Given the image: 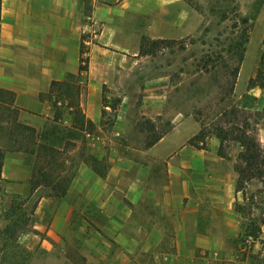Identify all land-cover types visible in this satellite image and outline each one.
Returning <instances> with one entry per match:
<instances>
[{"label":"crops","instance_id":"0c3cea01","mask_svg":"<svg viewBox=\"0 0 264 264\" xmlns=\"http://www.w3.org/2000/svg\"><path fill=\"white\" fill-rule=\"evenodd\" d=\"M200 16L185 0H1L0 181L6 196L48 191L36 196L32 229L20 237L31 264H164L165 256L175 264H258L256 253L239 259L223 242L238 237L240 196L237 173L221 167L219 139L207 136L205 148L189 143L201 122L169 100L168 63L162 71L161 61L142 53L154 40L194 35ZM72 84L76 110L60 126L55 98ZM134 87L142 102L122 104L107 125V89L134 97ZM262 94L259 86L238 93L237 106L260 110ZM17 125L35 129L32 147L46 145L62 160L56 175L67 178L65 193L50 194L53 185L42 182L31 194L44 150L19 148L17 141L31 140ZM83 125L105 139L97 150L64 133Z\"/></svg>","mask_w":264,"mask_h":264},{"label":"rangeland","instance_id":"374dc122","mask_svg":"<svg viewBox=\"0 0 264 264\" xmlns=\"http://www.w3.org/2000/svg\"><path fill=\"white\" fill-rule=\"evenodd\" d=\"M191 2L192 5L187 3L191 7L193 5L198 7L197 11L202 19L197 32L192 36L178 40L153 42L150 46H144L142 53L151 55L156 63L161 61L162 71H164L165 64L168 63L166 69L172 74L164 85L171 90L169 100L190 107L195 117L201 122V126L205 127L207 136H210L214 135V126L221 117L220 112L226 108L237 106L238 93H244L254 87L249 81L255 77L264 52V0H191ZM245 28H248L249 41L246 44L243 59L240 61L239 54H235V43ZM242 64L239 82L238 75ZM237 66L238 72L236 71ZM75 89L76 86L73 84L65 86L63 87L64 92L56 96L58 100L54 103L57 116L55 118L61 120L58 122L60 126L66 120V112L73 113L69 107L76 110L78 96ZM131 92L134 94L131 96L134 97L109 96L107 89L104 99L109 101L112 108L110 112L104 110V122L107 125L110 126L115 122L116 110L122 104L131 105L132 103L137 106L142 102L140 90L134 87ZM262 97L264 99V94ZM112 104H115L117 108L114 109ZM244 110L247 114H241L242 118H244L243 116L248 117L249 122L255 127L264 128V106L260 110ZM256 111H260V113L258 114ZM143 125L146 126L144 123ZM150 125L154 124H149L148 128ZM14 128L20 134L28 133L26 136L30 140H35V133L21 129L18 125ZM85 131L97 134V130H94L90 125H83L77 130L70 128L64 133L71 137L84 138V141H88V146L91 149L97 150V142L88 140ZM33 134L34 138L31 136ZM1 136L3 135L1 134ZM262 138L264 139V132H262ZM3 139L5 140L4 137ZM150 141L153 140H149V144ZM26 142H23V145L31 148L30 143L33 142L27 140ZM148 143L146 146L152 145H147ZM198 145L203 147L202 142H199ZM205 146L204 142V148ZM71 148L72 145L68 144L64 153H67ZM224 149L228 158L223 160L221 167L235 171L240 146L232 139L226 142ZM77 153L80 156L84 154L83 156L87 160L97 164V158L85 154L82 148ZM60 156L63 158L64 154ZM62 163V160L59 159L56 164L57 171L63 167ZM237 178L238 173L236 181ZM47 192H39L30 199L19 195L6 196L0 181V264H31L32 254L21 244L20 237L32 229L35 219L33 211L36 196ZM239 196V200L235 204V209L238 207L236 211L239 215L238 237L235 240L223 242L227 247L238 250L237 253L241 255L239 259L256 253L251 259L258 264H264V185L259 179L247 181L244 192H239ZM219 227L221 226L219 225ZM250 235H253V240L248 245L246 238ZM85 260L87 258H80L78 264H85Z\"/></svg>","mask_w":264,"mask_h":264},{"label":"trees","instance_id":"16d2710c","mask_svg":"<svg viewBox=\"0 0 264 264\" xmlns=\"http://www.w3.org/2000/svg\"><path fill=\"white\" fill-rule=\"evenodd\" d=\"M189 4L192 5L191 0H186ZM1 7V0H0ZM193 7L198 10V7ZM248 28H245L240 38L235 43V54H239V59L242 61L244 52L246 51V44L249 41L248 37ZM160 42L161 40H156L154 42ZM84 46L82 50H84ZM81 69L87 68L86 59H82ZM236 71H239L238 66L236 67ZM254 86H259L264 90V52L260 59V65L257 69L255 77H252L249 81ZM60 83L55 82L53 84V89L59 86ZM55 87V88H54ZM58 99L55 98V102ZM60 100V99H59ZM109 103L108 100L104 99V104ZM112 107L117 108L115 104H112ZM104 111V109H103ZM105 112V111H104ZM256 113H260V111H256ZM241 114H247L244 109H240L239 107L232 106L229 109L226 108L220 112V119L217 122L216 126H214V135L219 139V155L223 158H228L227 153L225 152V144L229 140H235L240 146V151L237 154L236 163H235V171L238 173V178L236 181V189L238 192H244L245 183L247 181H251L253 179H259L264 185V146L259 138V128L255 127L252 123L249 122V118L243 116ZM21 129L31 131V133H35V129L31 127H27L24 125H18ZM34 138V134L31 135ZM207 136V132L205 131V127H202L201 130L193 136L189 143L194 144L196 147H199V142H202L204 148V140ZM33 145L35 144V140H31ZM153 144V141H150V144ZM17 145L19 148H23V143L17 141ZM43 148V149H42ZM44 150L42 154L38 155L35 165V171L33 173V177L31 179L32 183V193L34 192L36 186L40 183H45L46 185L52 184L53 190L49 192L54 195H61L65 193L67 178H62L57 180L56 175V164H58L57 154L54 153L52 148H48L46 145H38V148H31V152H40ZM49 156V157H48ZM4 152L0 150V179H1V169L4 163ZM57 181V182H56ZM55 182L58 184L60 189L56 190ZM26 198H32V195ZM25 204V203H22ZM21 204V205H22ZM36 205V204H35ZM34 205V208H35ZM21 207V206H20ZM238 208V207H237ZM236 208V209H237ZM238 210V209H237Z\"/></svg>","mask_w":264,"mask_h":264},{"label":"built area","instance_id":"2783aa9c","mask_svg":"<svg viewBox=\"0 0 264 264\" xmlns=\"http://www.w3.org/2000/svg\"><path fill=\"white\" fill-rule=\"evenodd\" d=\"M59 104H61V102H59ZM103 109L106 111V112H110L112 111V108H111V105L110 103H107L103 106ZM69 110L74 112V108L73 107H69ZM85 135L87 137L88 140H90L91 142H102V141H105V139L102 137L101 134L99 133H94V132H90V131H85ZM103 143V142H102ZM247 240V243L249 245L250 241L253 240V235H250L246 238ZM264 255V253H263ZM164 264H175L173 261L170 260V258L168 256H165L164 257Z\"/></svg>","mask_w":264,"mask_h":264}]
</instances>
